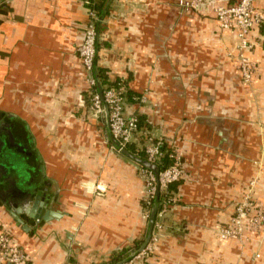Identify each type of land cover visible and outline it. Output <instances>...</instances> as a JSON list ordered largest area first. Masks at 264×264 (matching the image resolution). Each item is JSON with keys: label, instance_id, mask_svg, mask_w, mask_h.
<instances>
[{"label": "crops", "instance_id": "0c3cea01", "mask_svg": "<svg viewBox=\"0 0 264 264\" xmlns=\"http://www.w3.org/2000/svg\"><path fill=\"white\" fill-rule=\"evenodd\" d=\"M85 1L0 0V118L27 150L6 156L0 144V231L28 264H111L149 229L140 165L118 150L108 117L96 123L85 106ZM178 1L108 0L99 32L95 69L125 85V113L139 118L132 145L150 136L181 151L186 170L139 264H264V227L243 244L217 235L252 182L264 211V37L250 34L248 83L212 7L186 13ZM256 6L264 12V0ZM46 181L60 215L25 231L8 205Z\"/></svg>", "mask_w": 264, "mask_h": 264}, {"label": "built area", "instance_id": "2783aa9c", "mask_svg": "<svg viewBox=\"0 0 264 264\" xmlns=\"http://www.w3.org/2000/svg\"><path fill=\"white\" fill-rule=\"evenodd\" d=\"M179 8L186 13L201 12L212 7L214 18L219 29L224 33L233 34L238 43L236 49L240 52L239 59L243 79L251 83L256 71V63L248 58L244 52L250 51L257 45L250 40V34L260 29L264 24V12L256 6V0H179ZM89 22L85 28V36L77 52L83 61L86 72V82L91 94L92 108L96 114H108L111 135L119 144L118 150L122 152L128 145L136 143V135L140 132L139 118L128 116L125 113L127 90L125 85L107 84L102 92L99 89L100 81L96 75L95 61L97 58V42L99 33L96 29L98 17L95 12H89ZM143 99V98H142ZM139 152H143L146 161L157 166L165 155L163 144L152 137H146ZM173 165L154 172L143 166L145 178V212L147 218L153 211V203L159 193H164L160 202V209L156 214L157 222L154 228L160 230L164 227L163 220L170 211L175 199L169 187L183 179L185 169L181 151L172 150ZM257 182H252L243 199L236 204L230 222L225 226L217 227V235L220 241H236L241 244L247 240V232H259L264 227V211L254 201V189ZM157 234L153 231L151 239L142 251H138L121 264H139L152 255ZM0 264H28V257L21 246L17 244L13 235L8 230L0 231Z\"/></svg>", "mask_w": 264, "mask_h": 264}, {"label": "water", "instance_id": "95a60500", "mask_svg": "<svg viewBox=\"0 0 264 264\" xmlns=\"http://www.w3.org/2000/svg\"><path fill=\"white\" fill-rule=\"evenodd\" d=\"M99 89H101L100 86ZM11 134H13V132ZM113 142L117 147L119 146L116 140L113 139ZM130 158L135 160L145 168L150 169L156 173L158 172L159 168L157 165L138 157L130 156ZM48 185L50 186L49 183L46 184L45 182L44 187L41 188L40 191L36 192V194H34V191H28L22 194L20 193L18 197H16L9 203L7 212L13 217L15 221L20 223V225H22L23 227L26 225L24 227L25 231L29 230V227L33 221H51L52 219L60 215L57 214L56 211L52 210V208H50L57 200L56 198H53L51 194H47ZM156 213L157 208L155 206L149 219V230L147 233L148 236L140 251H142L146 247L151 239L153 228L155 225Z\"/></svg>", "mask_w": 264, "mask_h": 264}, {"label": "trees", "instance_id": "16d2710c", "mask_svg": "<svg viewBox=\"0 0 264 264\" xmlns=\"http://www.w3.org/2000/svg\"><path fill=\"white\" fill-rule=\"evenodd\" d=\"M108 0H86L85 1V6H86V9L87 11L89 12H95L97 14V17H98V22L96 23V29L98 31V33L100 32V28H101V23H102V20L104 19V16H106V12H105V4L107 3ZM2 9V7H1ZM260 32L262 34V36L264 37V24L260 26ZM100 43L99 41L97 42V53L100 49ZM263 49H264V41H263ZM96 61H97V58H96ZM96 61H95V64H96ZM103 70H99L97 69L96 70V75L97 77L99 78V81H100V91L102 92V89L109 83H107V78L104 76L103 74ZM117 83L113 84L112 85H116ZM106 116L108 117V114H106ZM163 150L165 151V155L164 157L162 158V162L160 163V165L158 166V172L162 169H165L171 165L174 164V160L171 158V150H166L165 147H163ZM123 154L127 157L130 158V156H134V157H138V158H141L143 160H146V156H144V153L143 152H139L136 148H134V146L131 144V145H128L123 151ZM180 182V181H179ZM179 182H176L174 184H172L170 187H169V192H173L174 190V187L176 186V184H178ZM165 196L164 193H159L153 203V209L154 207L156 206L157 208V212H158V209H160V202L162 201L163 197ZM143 207L145 208L146 207V203L145 201L143 202ZM157 214V213H156ZM156 220V219H155ZM142 244H137L134 246V253L138 252L141 248ZM128 252H129V249L127 250H123L119 253H117L116 256H114L115 258L113 259L112 263L111 264H121L123 262H125L126 260H128L131 255H128Z\"/></svg>", "mask_w": 264, "mask_h": 264}, {"label": "flooded vegetation", "instance_id": "af4514ba", "mask_svg": "<svg viewBox=\"0 0 264 264\" xmlns=\"http://www.w3.org/2000/svg\"><path fill=\"white\" fill-rule=\"evenodd\" d=\"M11 131L12 130L10 129V127L6 123H4L3 120L0 118V144L5 146L8 144V146L3 149L5 155L7 156V153L8 155H19L21 153H26L27 150L24 148L23 142H21L17 137H15L14 134H11ZM48 183L49 182L46 181V184ZM43 184H45V182ZM50 187L51 185H48L47 194H49Z\"/></svg>", "mask_w": 264, "mask_h": 264}, {"label": "rangeland", "instance_id": "374dc122", "mask_svg": "<svg viewBox=\"0 0 264 264\" xmlns=\"http://www.w3.org/2000/svg\"><path fill=\"white\" fill-rule=\"evenodd\" d=\"M99 38H100V36H99ZM100 40V39H99ZM86 104H85V106H87L88 107V110H89V115H90V117H92V118H94V120L96 121V123L98 122H104V120H105V113H103V114H96L95 113V111L93 110V108H92V102H91V94H89V88H88V92H87V94H86V102H85ZM86 107V108H87ZM91 113V114H90ZM87 117H89L88 115H87ZM145 156V155H144ZM135 161V160H134ZM136 162V161H135ZM139 164V163H138ZM183 164H184V162H183ZM140 166V168H141V177H142V179H143V181H144V184H145V178H144V176H143V171H142V169H143V166L141 165V164H139ZM185 169V168H184ZM185 175H186V170H185V173H184V176H183V178L185 177ZM99 192H97V194H98ZM145 198H146V189H145ZM145 198H144V201H145ZM175 199V198H174ZM176 203V202H175ZM174 202L172 203V205L173 204H175ZM151 217V216H150ZM166 218V217H165ZM165 218H164V220H165ZM142 219L144 220V222H146V224H148V222H149V219L147 218V214H146V212H145V208H143V212H142ZM164 220H163V222H164ZM149 230V229H148ZM148 230H147V232H148ZM153 230H154V228H153ZM10 232V231H9ZM11 233V232H10ZM72 234H74L73 232H71ZM12 234V233H11ZM147 233L145 232V234L142 236L143 238H142V242H143V245H144V243H145V241H146V239H147ZM141 243V242H140ZM142 244V243H141ZM142 245V246H143ZM141 246V247H142ZM134 247H129V252H128V255H131L133 252H134ZM141 249V248H140Z\"/></svg>", "mask_w": 264, "mask_h": 264}]
</instances>
